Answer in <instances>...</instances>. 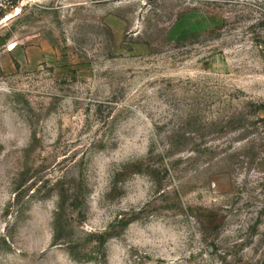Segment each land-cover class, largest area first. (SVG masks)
<instances>
[{"label":"rangeland","instance_id":"1","mask_svg":"<svg viewBox=\"0 0 264 264\" xmlns=\"http://www.w3.org/2000/svg\"><path fill=\"white\" fill-rule=\"evenodd\" d=\"M0 264H264V0L0 9Z\"/></svg>","mask_w":264,"mask_h":264},{"label":"built area","instance_id":"2","mask_svg":"<svg viewBox=\"0 0 264 264\" xmlns=\"http://www.w3.org/2000/svg\"><path fill=\"white\" fill-rule=\"evenodd\" d=\"M12 0H0V9L4 8L8 2H11Z\"/></svg>","mask_w":264,"mask_h":264}]
</instances>
